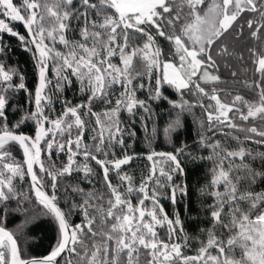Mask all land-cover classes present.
Listing matches in <instances>:
<instances>
[{
	"label": "trees",
	"instance_id": "1",
	"mask_svg": "<svg viewBox=\"0 0 264 264\" xmlns=\"http://www.w3.org/2000/svg\"><path fill=\"white\" fill-rule=\"evenodd\" d=\"M12 4L0 132L37 144L35 173L71 230L70 257L55 264H264V0H231L233 19L200 47L187 28L213 6L221 16L224 0H164L137 23L112 0ZM177 38L214 80H164ZM215 96L232 106L225 115L213 114ZM0 225L23 259L60 241L15 141L0 146Z\"/></svg>",
	"mask_w": 264,
	"mask_h": 264
},
{
	"label": "rangeland",
	"instance_id": "2",
	"mask_svg": "<svg viewBox=\"0 0 264 264\" xmlns=\"http://www.w3.org/2000/svg\"><path fill=\"white\" fill-rule=\"evenodd\" d=\"M115 5L119 8L122 14L125 15L129 23H137L144 20H151L154 15L155 7L162 5L164 0H112ZM225 6L223 11H221L218 6L211 7L205 15L195 16V20L187 28V36L189 38L191 45H196L200 47L203 45L205 39L213 31L219 30V28H225L233 19L235 13L231 10H228L227 5L230 4L231 0H224ZM5 17L16 18L17 12L13 7L12 0H0V31H5L10 34H15L16 30L12 29L7 25ZM177 44V63L172 61H163L161 63V72L165 81L171 83L172 85L180 88L186 87L195 80L194 76L197 75L195 86L200 83V81H210L214 80L215 76L209 73L205 68L201 69V61L196 56V51L193 48L186 47L180 39H175ZM145 49V54H150L151 45L146 43L143 47ZM130 55H127V58L124 60L129 61ZM258 67L264 68V58H260L258 61ZM0 76L2 79H6L9 74L3 70L0 71ZM36 93L41 95L44 80L42 75V70L38 76ZM214 115H225L229 109L232 107L228 102H224L218 97L213 99ZM3 100L0 98V114L2 112ZM261 108L251 109L248 113L255 114L259 112ZM42 132L40 128L37 129L35 139H40ZM7 247V244H5Z\"/></svg>",
	"mask_w": 264,
	"mask_h": 264
},
{
	"label": "water",
	"instance_id": "3",
	"mask_svg": "<svg viewBox=\"0 0 264 264\" xmlns=\"http://www.w3.org/2000/svg\"><path fill=\"white\" fill-rule=\"evenodd\" d=\"M1 140L4 142L0 146L8 141H15L17 143L22 153L26 175L34 197L52 211L60 228V241L55 249L42 256L23 259L13 234L6 227L0 225V248L7 244L8 249L6 264H55L66 252L68 253V257H70L69 244L71 240V230L69 224L59 206L40 183L34 170L35 162L36 160L39 161L40 158V153L37 154L38 148L36 142L31 137L15 131H1L0 141ZM29 145L33 147V153L30 151ZM97 162L104 168L101 162Z\"/></svg>",
	"mask_w": 264,
	"mask_h": 264
},
{
	"label": "bare ground",
	"instance_id": "4",
	"mask_svg": "<svg viewBox=\"0 0 264 264\" xmlns=\"http://www.w3.org/2000/svg\"><path fill=\"white\" fill-rule=\"evenodd\" d=\"M3 142H4V141H3V140H1V141H0V145H1Z\"/></svg>",
	"mask_w": 264,
	"mask_h": 264
}]
</instances>
